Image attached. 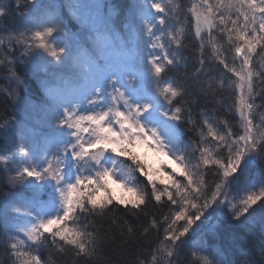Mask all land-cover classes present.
I'll return each mask as SVG.
<instances>
[{
	"label": "snow or ice",
	"instance_id": "6c2138e0",
	"mask_svg": "<svg viewBox=\"0 0 264 264\" xmlns=\"http://www.w3.org/2000/svg\"><path fill=\"white\" fill-rule=\"evenodd\" d=\"M0 69L7 264H264V0H0Z\"/></svg>",
	"mask_w": 264,
	"mask_h": 264
},
{
	"label": "trees",
	"instance_id": "16d2710c",
	"mask_svg": "<svg viewBox=\"0 0 264 264\" xmlns=\"http://www.w3.org/2000/svg\"><path fill=\"white\" fill-rule=\"evenodd\" d=\"M112 4H117V5H123L128 3L127 0H112L111 2ZM184 3L187 4V0H184ZM11 19H15V17L10 18ZM197 44L195 41H188L187 42V50L185 51V56L188 57L189 59V64H188V73L191 74L192 70H193V65L195 63L193 57L196 55V49H197ZM7 74V72L3 69H0V89H3L4 87V77ZM188 84H191V81H187ZM217 100H224L225 97L223 95H219L216 98ZM190 100L195 108V111L198 112L200 111V107L199 106H203V105H207L208 108H214L217 107V105L215 104L214 101L212 100H208L205 101L203 100L201 97L198 96H191ZM7 97L4 94V92L0 91V117L4 116L6 112H11V103L7 102ZM259 99L257 100V103H259ZM225 103H227V100H225ZM221 111H223V109H221ZM5 145V141L3 138H0V149H2ZM2 172H0V177H2ZM7 188L3 187V181L2 179H0V194H2L4 191H6ZM117 216H122L124 215L123 212H117L116 213ZM134 219V218H133ZM145 217L141 216L140 220L138 221V223H145ZM108 223H110V221L106 222V226H108ZM114 231H116V229H113ZM243 230H241L240 233H237V235H242ZM231 233L228 232L226 233V238L230 237ZM227 242V239H226ZM244 243H247V238L244 239ZM135 250V246H131V247H122V248H118L116 250V253H112L111 252V248L109 249V253L112 255H117L119 258V264H130V261L132 259L131 256V252ZM258 252L259 249H256V253H257V258L258 257ZM45 255H47V253H45ZM0 260H3L5 262V264H7L6 261V257L3 255V249H0ZM78 264H88L87 261H79ZM180 264H187V259L185 257H181L180 258Z\"/></svg>",
	"mask_w": 264,
	"mask_h": 264
},
{
	"label": "rangeland",
	"instance_id": "374dc122",
	"mask_svg": "<svg viewBox=\"0 0 264 264\" xmlns=\"http://www.w3.org/2000/svg\"><path fill=\"white\" fill-rule=\"evenodd\" d=\"M7 74L4 77V87L3 89H6L8 87H10V83L7 80ZM27 119H34L35 121L37 120L36 116H31V117H27ZM136 152L138 155L141 156V158H146L149 160L150 163L156 164L158 162H165L168 164H171L173 168L176 167V164L170 160L168 157L165 156H157L154 152H152L150 149L145 148L142 145H138L136 148ZM112 190H115L113 193L116 192L117 195L123 196L125 195L124 190L117 184H113V186H111Z\"/></svg>",
	"mask_w": 264,
	"mask_h": 264
}]
</instances>
